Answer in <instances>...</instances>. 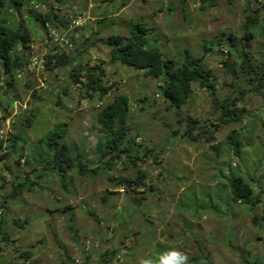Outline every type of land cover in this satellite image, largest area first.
<instances>
[{"label":"rangeland","instance_id":"1","mask_svg":"<svg viewBox=\"0 0 264 264\" xmlns=\"http://www.w3.org/2000/svg\"><path fill=\"white\" fill-rule=\"evenodd\" d=\"M123 3L127 5L122 12ZM186 5L184 13L175 0H32L22 7L24 26L33 31L32 54L51 51L43 48L44 27L31 26L34 16L45 18L54 12L63 21L60 31L71 18L88 16L84 27L68 34L81 42L83 36L93 38L85 64L103 63L108 92L112 87V97H128L129 129L122 150L117 147L101 157L106 136L97 119L99 94L92 100L82 97L85 88L81 91L69 79L68 65L42 72L22 68L9 86L10 75L5 74L0 57V129L17 143L14 154L27 157V166L14 164L7 171L0 167L10 174L0 188L2 201L14 192L12 182L27 186L17 190V197L9 196L10 215L15 213L19 223L10 225L7 220L3 228L9 240L4 244L5 234L0 235V264H66L78 254L83 264H141L144 259L158 264L160 256L171 250L184 254L186 264H249V260L264 264V77L256 80L264 69V34L256 28L257 35L246 40L251 13L245 0H186ZM259 19L264 20V9ZM135 22L151 29L152 46L178 61L187 57V51L203 55L206 46L215 49L221 43L229 49L228 37L249 51L253 72L245 79L240 66L244 54L226 56L218 51L205 59L207 69L214 72L217 96L238 99L233 106L242 110L240 120L220 124L221 112L212 94L198 83L192 85L187 104L180 109L168 106L159 87L165 83L163 77L146 76L143 70L113 62L103 41L111 35H128V25ZM224 59L235 61L234 71L222 63ZM188 117L199 121V127L187 132ZM233 129L241 133L240 155L227 140ZM204 131H214L210 140V133L205 136ZM130 143L131 150H125ZM145 146L150 147V159L136 164L132 159L143 157ZM60 148L70 150L73 158L80 153L89 157L83 179L76 168L68 177L58 170L57 175H47L49 185L40 179L41 186L33 189L40 166L65 157ZM139 169L146 173L145 185L121 183L120 178L135 179ZM232 174L261 197L255 206L233 199L227 179ZM58 183L63 185L54 191ZM123 186L126 192L120 191ZM141 193L145 201L139 205L135 199ZM10 238L16 243L11 244ZM86 246L94 252L85 255L90 252L89 248L82 252ZM23 249L34 258L29 263L17 254ZM108 249L117 251L101 257ZM110 256H114L111 263Z\"/></svg>","mask_w":264,"mask_h":264},{"label":"trees","instance_id":"2","mask_svg":"<svg viewBox=\"0 0 264 264\" xmlns=\"http://www.w3.org/2000/svg\"><path fill=\"white\" fill-rule=\"evenodd\" d=\"M32 0H0V57L3 59L4 72L9 74L8 85L12 86L14 82V73L18 70H22L27 66V57L29 55L30 44H31V33L33 31L29 30V27L24 26V20L22 19L19 12L22 7L30 4ZM173 1V0H169ZM178 6L182 9V12L186 10V0H175ZM214 1V0H213ZM122 5H127L123 3ZM170 6V4L168 3ZM179 8V9H180ZM259 9L255 11V14L248 16V23L246 27L245 38L250 39L257 35L256 28L259 29V33L264 34V20L259 19ZM113 14V13H112ZM108 13L103 15V18H107ZM33 17H30V20ZM35 21L31 23L32 25H42L46 20L56 21L58 19L57 14H49L47 19L40 17V15L34 16ZM138 19V18H137ZM61 25L63 21L59 19ZM258 21V22H257ZM128 35H111L108 39L104 40L103 43L109 48V56L112 61L118 62L124 66L135 68L138 70H143L146 76L153 78L163 77L165 83L159 87L162 89L163 97L169 101V104L176 108H181L188 103L189 95L192 89V83H198L202 88L209 89L208 91L212 94V100L214 106L218 108L221 112L218 117L221 121L220 124H234L240 120V114L242 110L236 109L235 105L238 99L236 98H225L220 99L216 94V86L213 82L214 72L212 69H207V64L205 62L206 54L216 50L211 46H206L204 54L201 56H196L190 54L187 51V57H182L180 61L173 58H168L165 56L164 52L156 47L152 46L150 37V28L143 22H135L133 25H128ZM90 36V35H87ZM230 44V54L243 55L240 66L243 69L242 74L244 78L250 77L249 75L253 72L252 63L250 62L249 51L245 52L234 44L233 39L227 38ZM72 42L75 44L76 49L72 53H60L55 58V63H48L46 67L53 69L57 66L68 65L70 69L67 71L69 79L74 83H81L85 88V94L83 97H89L93 99L94 95L97 93L100 96L107 93V87L105 86L103 80L106 76V69L103 63L95 64H85V56L88 54L89 48L93 45V38H86L83 36V40L77 41L76 38L71 37ZM223 44L219 43L217 48L222 47ZM246 47L249 44L246 43ZM222 63L226 67L235 70V63L229 60H223ZM83 77L85 81H81L80 78ZM264 77L263 72H258V77L256 80L262 81ZM66 87V86H65ZM63 88L64 92L67 89ZM254 88L257 89V83H255ZM60 98V94H59ZM35 106L33 105V108ZM34 110V109H33ZM31 110V112H33ZM239 111V113H238ZM128 114H129V99L126 95L121 94L115 96L113 101L109 102L105 107L101 108L97 113L98 123L100 124V131L105 133L106 141H104V146H110L112 150L116 149V145H121L126 143L125 131L128 128ZM186 122H189L190 131L199 122L193 120L192 117H188ZM210 133L207 137L210 140L212 133L214 131H204V135ZM124 134V135H123ZM132 139L128 140L130 142ZM228 143L234 148L237 155H240L242 151V141L241 133L233 129L228 137ZM18 141V140H17ZM131 143L126 147L130 149ZM16 147V144H13ZM101 147V148H102ZM150 147H144V156L135 158V163L137 164L140 160L146 163L147 159H150ZM134 149V148H133ZM136 151V150H135ZM60 152L63 156L61 159H65L70 155V150L61 149ZM68 164L70 162L65 160ZM42 173H44L42 171ZM146 173L144 171L138 170L135 179L120 178L122 184L132 187L133 185L142 187L146 184ZM230 184L231 193L233 199L241 204L249 205L250 207L255 206L257 202L261 200V197L254 196V188L245 182L241 177L236 174L227 177ZM31 183H29L30 185ZM27 187L26 185H19L17 182L13 183V191L10 192V198L17 197L19 194L17 190L22 187ZM153 191V188H150ZM145 192V191H144ZM149 192V191H148ZM150 193V192H149ZM148 193V194H149ZM142 196L136 197V202L139 205L144 203L143 193ZM147 196L145 195V198ZM9 198V197H8ZM220 211H223L222 209ZM93 214V213H91ZM257 219V216H254ZM3 223V221H2ZM2 226V225H1ZM264 227V226H263ZM1 231V230H0ZM233 236V235H232ZM116 249H108L101 257L108 256L109 253H116ZM20 257L30 258V252H18ZM30 253V254H28ZM203 255V254H202ZM114 256H110L107 261L112 262ZM73 260V259H72ZM27 259L26 262H29ZM249 264H257L256 262L248 261ZM260 263V262H259ZM86 264V263H85Z\"/></svg>","mask_w":264,"mask_h":264},{"label":"clouds","instance_id":"3","mask_svg":"<svg viewBox=\"0 0 264 264\" xmlns=\"http://www.w3.org/2000/svg\"><path fill=\"white\" fill-rule=\"evenodd\" d=\"M245 2H246V10L250 11V13H251L250 15L255 14V11H257L258 9H259L258 14H259L260 13V10L261 9H264V0H245ZM121 6L122 7H121V10L120 11L123 12L126 9V5H121ZM52 13L54 14V12H52ZM115 13L116 12H113V14H115ZM116 14H118V13H116ZM47 17H45V18L47 19ZM42 18H44V17H42ZM87 18H88V16H86V15L85 16L80 15V16H78V18H71L68 27L67 28H64L63 31H60V29L58 28V26L61 25V23L59 22L60 21L59 20L60 19L59 16H58V19L56 21L46 20L45 23H44L46 43H44L45 44V47H43V48H51V51L49 53L48 52H43V53L32 54L31 53L32 47H31V44H30L29 55L27 57V59H28L27 61L28 62H27V66L25 68L28 71L35 70L36 72L37 71L42 72V71H45V70L46 71H49L48 68L46 67V65L49 62L52 63V64H54L55 63V58H56V56L58 54L63 53V52L64 53H66V52H68V53L74 52V50L76 49V46H75V44L71 40V37H73V35L72 34L69 35L68 33L73 32L76 28L84 27V24L88 20ZM80 21H84V22L81 24ZM76 22H78V24ZM247 40L249 41L250 39H247ZM217 47H218V45L216 46V50H214L213 53L214 52L221 51V53L225 54L226 56L227 55H230V56L233 55V54H230L229 53L230 52V44H229V49L225 48L223 45H222V48L220 47L221 50H220V48H217ZM210 53H208V54H210ZM165 56H166V53H165ZM235 56H237V55H235ZM241 56L242 55H239L237 57H241ZM36 57L38 58V60L39 59H42L43 62L41 63L39 61V64L36 67H32V65H31L32 64V61ZM225 60H227V59H225ZM229 61L230 62H233V63L235 62V61H231V60H229ZM113 62H115V61H113ZM88 64H90V63H88ZM19 71L20 70H18V72ZM80 80L83 81V82L85 81V79L83 77H81ZM76 84L80 86L79 88L82 91L83 90V87H84L83 84H81V83H76ZM193 84L194 83H192V85ZM112 89L113 88L111 87L109 89V92H108V89H107V93L104 94V95H102V96H100L99 102L96 104V108H98V111L101 108L105 107L109 102L113 101V99H114L115 96L112 97V95H111V90ZM204 89H206V88H204ZM119 95H121V94H119ZM81 96L83 97V94ZM36 104L40 105L41 103H36ZM169 105L170 104H168V106ZM98 111H97V113H98ZM188 124H190V123L188 122ZM195 126L196 127H199L197 124ZM194 128L195 127H193V129ZM62 132L64 133V136H66V131H65L64 128H63V131ZM18 135H17V138H18ZM13 144H17V143H15L14 140H12V137H11V140H10L9 134L6 131V137L4 139H0V167L2 165H4V167H3V170L4 171H7L8 169L14 167L13 166L14 164H15V166L16 165L23 166V167L24 166H27V157H26V155H19L18 154V156H17L16 154H14L17 148L16 147H13ZM117 147H118L119 150H122V148L120 149V147H121L120 145H118V146L116 145V149H117ZM213 147H215V145H213ZM108 148H110V149H108ZM100 150H101V154H100L101 157L102 156H107L106 153L112 152V149H111L110 146L102 147ZM125 150H129L130 151L131 149H126L125 148ZM141 150H144V147ZM73 157L74 156H67L65 159L58 158V159L55 160V162L48 163L47 166L41 165L40 168H39V170L37 171L38 176L35 179V183H34L33 189L35 187L36 188H39L38 186H41V181L43 179H45L47 181L48 185H49V182H50L49 179H50V177L48 178L47 175L48 174L49 175H52L53 173L57 175L58 170L61 171L62 176L68 177L69 172L71 170H73L74 168H76V170L79 172L80 176L83 179L84 173L89 169L88 168L89 167L88 166V162L90 161L88 159L89 157L83 156L81 153H80V155H77V158H73ZM111 158L112 157H110V159ZM65 160H68L70 162V164H68ZM84 160H85V162H84ZM129 160H131V159H128L127 162H129ZM132 160L134 161L135 160V157ZM161 160H163V159L161 158ZM110 161L108 162V164H110ZM76 163H78V164H76ZM76 165H78L79 168H77ZM55 169H56V171L54 172ZM42 171L44 173H42ZM9 177H10V174L3 173L2 170H0V188L4 187L6 185V183L8 182ZM58 178L60 179L61 182L64 181V179H61L60 178V175H58ZM40 179H41V181H40ZM59 184H61V183H58L57 184V187H52V184H51V187L55 189L54 191H56V189H59ZM61 185H63V184H61ZM11 186H12V189H13V182H12V185ZM66 187L69 190L73 186H66ZM23 188L24 187L19 188V190H23ZM86 188H88V186ZM84 191L86 192V190H84ZM120 191H122V192L125 191L126 192V188L123 186L122 189H120ZM110 192H112V191H110ZM8 197H9V195H7L5 197V200H3V201H2V198L0 197V207L3 208V215H2V219H1V223H0V230H1L0 231V235L1 234H5L4 235V238H3L4 244H7V240H9V238L5 237L7 235V233L3 229L5 227V224L7 223V211H6V208L8 206L7 204L9 203V198ZM2 221H3V223H2ZM11 241H13V240L10 239V243L12 244ZM1 242L2 241L0 240V250H2V243ZM14 242L15 241H13V243ZM86 248H89L90 249V246H86L84 249H86ZM78 255L77 256L81 258V254H78ZM74 257H75V255L73 256L72 259H74ZM72 261L73 260H71L70 262H72ZM186 261H187V257L184 254H182L181 252L176 251V250H171V251H168V252H166V253H164V254H162L160 256L158 264H186ZM70 262H68V263H70ZM68 263H66V264H68ZM83 263L84 262H82V264ZM141 264H153V261L151 259H144L141 262Z\"/></svg>","mask_w":264,"mask_h":264},{"label":"built area","instance_id":"4","mask_svg":"<svg viewBox=\"0 0 264 264\" xmlns=\"http://www.w3.org/2000/svg\"><path fill=\"white\" fill-rule=\"evenodd\" d=\"M78 24V22H76ZM39 61L42 63L43 60L36 57L32 61V67H36L39 64ZM6 137V130L0 129V139H4ZM3 215V208L0 207V223ZM68 264H82V259L78 256L74 257L73 261Z\"/></svg>","mask_w":264,"mask_h":264},{"label":"crops","instance_id":"5","mask_svg":"<svg viewBox=\"0 0 264 264\" xmlns=\"http://www.w3.org/2000/svg\"><path fill=\"white\" fill-rule=\"evenodd\" d=\"M8 206H7V208H6V211H7V220H8V223H10V225L13 223V222H15L16 224H18L19 223V219H18V216L15 214V213H11V215H10V212H9V209H10V207H9V203L7 204ZM7 226V225H6ZM5 226V227H6ZM5 230H6V228H5ZM8 237V236H7ZM11 239V238H10ZM17 239H18V237H17ZM43 239H41V241H42ZM89 251L90 252H87V253H85V255L86 254H91L92 252H94V249H89ZM22 252H29V251H25V249H23L22 250ZM82 252H85V249L83 248V250H82ZM81 252V253H82ZM31 253V252H30ZM30 253H28V254H30ZM17 254H18V256L20 255L18 252H17ZM83 254V253H82ZM31 256H30V261L31 260H33L34 258H33V256H32V254H30ZM25 259H28L27 257H24Z\"/></svg>","mask_w":264,"mask_h":264}]
</instances>
